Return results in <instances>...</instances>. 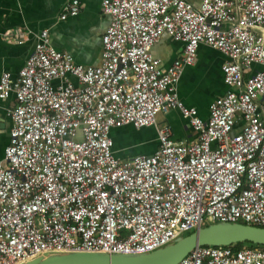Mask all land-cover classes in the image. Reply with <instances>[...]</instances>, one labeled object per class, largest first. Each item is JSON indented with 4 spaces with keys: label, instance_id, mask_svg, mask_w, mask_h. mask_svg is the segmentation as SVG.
Segmentation results:
<instances>
[{
    "label": "built area",
    "instance_id": "1",
    "mask_svg": "<svg viewBox=\"0 0 264 264\" xmlns=\"http://www.w3.org/2000/svg\"><path fill=\"white\" fill-rule=\"evenodd\" d=\"M101 12L100 66L77 65L42 30L17 76L0 75V101L14 100L0 160V264L149 253L215 223L264 228V0H102ZM78 13L77 1L64 8ZM163 35L183 44L165 69L151 54ZM200 45L227 58L229 88L205 121L177 94ZM171 110L196 141H173L164 126L153 154L114 155L113 129L156 127ZM178 264H264V250L198 247Z\"/></svg>",
    "mask_w": 264,
    "mask_h": 264
},
{
    "label": "crops",
    "instance_id": "2",
    "mask_svg": "<svg viewBox=\"0 0 264 264\" xmlns=\"http://www.w3.org/2000/svg\"><path fill=\"white\" fill-rule=\"evenodd\" d=\"M77 1L79 13L64 16V8ZM198 6L202 0H184ZM102 0H0V75L17 76L32 53L37 36L48 30L51 45L70 54L77 65H101V37L109 18L101 12ZM183 44L163 35L151 50L162 68L169 67L182 53ZM227 58L216 50L200 45L196 61L183 69L177 84L178 98L187 107L197 110L202 120L208 118L210 103L229 91L223 82L221 66ZM260 66H254L259 70ZM74 81V80H73ZM14 105L11 96L0 101V160L8 144L11 128L8 110ZM168 126L176 142L191 143L197 136L176 110L159 114L156 127L136 130L124 126L111 131L114 155L124 161L136 155H151L158 148L157 129ZM236 129L235 131H237Z\"/></svg>",
    "mask_w": 264,
    "mask_h": 264
},
{
    "label": "water",
    "instance_id": "3",
    "mask_svg": "<svg viewBox=\"0 0 264 264\" xmlns=\"http://www.w3.org/2000/svg\"><path fill=\"white\" fill-rule=\"evenodd\" d=\"M242 243L264 246V228L241 223H215L149 253L60 252L36 256L21 264H178L198 247H229Z\"/></svg>",
    "mask_w": 264,
    "mask_h": 264
},
{
    "label": "trees",
    "instance_id": "4",
    "mask_svg": "<svg viewBox=\"0 0 264 264\" xmlns=\"http://www.w3.org/2000/svg\"><path fill=\"white\" fill-rule=\"evenodd\" d=\"M242 224H243V223H242ZM189 234H191V233H189ZM189 234H187V235H189ZM187 235H186V236H187ZM243 245H245V246H251V247H256V248H258V249L264 250V246H261V245H254V244H251V243L233 244V245H231V246H229V247H232V248H234V249H236V250H239V249L244 248Z\"/></svg>",
    "mask_w": 264,
    "mask_h": 264
},
{
    "label": "rangeland",
    "instance_id": "5",
    "mask_svg": "<svg viewBox=\"0 0 264 264\" xmlns=\"http://www.w3.org/2000/svg\"><path fill=\"white\" fill-rule=\"evenodd\" d=\"M193 231H195V230H193ZM193 231L184 234L183 237L186 236V235L189 234V233H192ZM243 246H244V247H248V246H245V245H243Z\"/></svg>",
    "mask_w": 264,
    "mask_h": 264
}]
</instances>
